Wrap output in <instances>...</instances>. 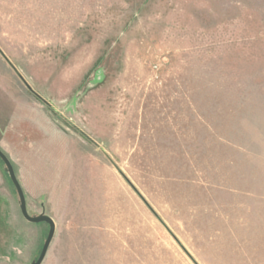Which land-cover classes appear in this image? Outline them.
Instances as JSON below:
<instances>
[{"label":"rangeland","instance_id":"1","mask_svg":"<svg viewBox=\"0 0 264 264\" xmlns=\"http://www.w3.org/2000/svg\"><path fill=\"white\" fill-rule=\"evenodd\" d=\"M0 51L42 264H264V0H0ZM48 231L0 160V264Z\"/></svg>","mask_w":264,"mask_h":264},{"label":"water","instance_id":"2","mask_svg":"<svg viewBox=\"0 0 264 264\" xmlns=\"http://www.w3.org/2000/svg\"><path fill=\"white\" fill-rule=\"evenodd\" d=\"M0 54L8 62V60L6 59V57L4 56V54L1 51H0ZM25 85H26V87L29 90H31L30 87L26 83H25ZM0 160L5 165L6 172H7L8 176H9V179L11 180V182H12L13 186L15 187V190H16V192L18 194V197H19V208H20V213H21V216L23 217V219L25 221L31 223V224H42V223H45L49 227V231H48L46 240L44 242V245L42 247L41 253H40L37 261L35 263H33V264H42L43 261H44V258L46 257L48 248H49V246H50V244L52 242L54 234H55L54 221L50 217H48L46 215H40L38 217H30L27 214L26 202H25L24 194H23L22 189L20 188V185H19V183H18V181L16 179L13 167H12L10 161L7 159V157L1 151H0Z\"/></svg>","mask_w":264,"mask_h":264}]
</instances>
